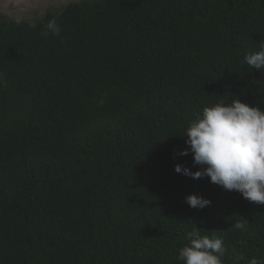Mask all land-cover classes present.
I'll return each instance as SVG.
<instances>
[{
  "label": "trees",
  "instance_id": "1",
  "mask_svg": "<svg viewBox=\"0 0 264 264\" xmlns=\"http://www.w3.org/2000/svg\"><path fill=\"white\" fill-rule=\"evenodd\" d=\"M53 18L59 36L42 37ZM262 41L264 0L0 10V264H184L196 227L224 264L264 262V205L174 170H200L179 153L205 106L264 108V72L242 62Z\"/></svg>",
  "mask_w": 264,
  "mask_h": 264
},
{
  "label": "clouds",
  "instance_id": "2",
  "mask_svg": "<svg viewBox=\"0 0 264 264\" xmlns=\"http://www.w3.org/2000/svg\"><path fill=\"white\" fill-rule=\"evenodd\" d=\"M42 37L59 36L60 27L55 18L49 19ZM243 63L264 72V41L255 51L246 53ZM0 83H6L0 73ZM181 137L188 146L179 153L193 155V163L200 170L191 171L177 163L178 174L193 179L210 178V182L223 189L239 192L249 202L264 205V108L249 105L238 97L221 99L205 106L190 121ZM186 203L201 210L211 201L196 194L185 197ZM247 221L235 223V228L245 230ZM188 243L179 251L178 259L184 264H224V242L219 237L202 235L197 227L187 233ZM239 259V258H237ZM249 264H264L253 257Z\"/></svg>",
  "mask_w": 264,
  "mask_h": 264
},
{
  "label": "rangeland",
  "instance_id": "3",
  "mask_svg": "<svg viewBox=\"0 0 264 264\" xmlns=\"http://www.w3.org/2000/svg\"><path fill=\"white\" fill-rule=\"evenodd\" d=\"M78 0H0V10L16 20L35 22L49 8L59 9Z\"/></svg>",
  "mask_w": 264,
  "mask_h": 264
}]
</instances>
